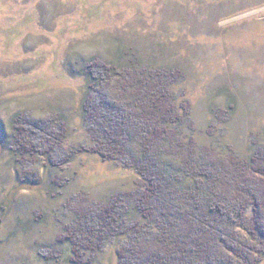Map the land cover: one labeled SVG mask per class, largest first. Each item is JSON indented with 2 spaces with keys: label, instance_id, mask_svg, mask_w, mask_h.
<instances>
[{
  "label": "rangeland",
  "instance_id": "rangeland-1",
  "mask_svg": "<svg viewBox=\"0 0 264 264\" xmlns=\"http://www.w3.org/2000/svg\"><path fill=\"white\" fill-rule=\"evenodd\" d=\"M154 74L171 76L176 107L175 135L156 141L133 93ZM262 169L264 0H0V264H145L196 236L202 248L218 229L231 237L226 217L210 233L194 218L245 179L264 197Z\"/></svg>",
  "mask_w": 264,
  "mask_h": 264
},
{
  "label": "trees",
  "instance_id": "trees-1",
  "mask_svg": "<svg viewBox=\"0 0 264 264\" xmlns=\"http://www.w3.org/2000/svg\"><path fill=\"white\" fill-rule=\"evenodd\" d=\"M94 64H96V66L98 65L97 62H92L91 65ZM103 67L110 70L113 69L112 65H104ZM116 70L119 69L116 68ZM152 77H156L157 79L147 81L146 83H141L140 81L135 86V91L133 93L137 91V93L139 94L138 98L141 102L139 106L141 108H144L145 110H143L144 113L142 112L140 114V124L143 126L145 136L146 138L151 137L153 141H156L157 138L159 139L163 136H170L171 134L175 135V131L168 127L165 121H168L170 118L176 117V107L171 102V91L169 88L171 76L167 77L162 74H154V76ZM184 107L185 114H188L190 107L189 103H185ZM181 118L183 117H180L178 119ZM23 122L24 121L20 117L19 119H17V122L14 126V140L17 142L15 144V149L19 152L25 150V148H28V145L31 143L29 140V129ZM194 144V139H191L190 151L187 153L188 155L184 157L185 161H190L191 167L195 166V158L193 157L194 154L192 155V146ZM91 148V150L95 153L98 152L105 157H107L108 154H111L109 152V149L104 150L102 147ZM207 169L208 170L205 171L204 175H206L207 177L209 176L210 185L215 186L219 184V181L222 179V175H216L214 172H218L216 169H214V171L209 168ZM260 174L264 177V169L260 171ZM243 183V185L236 184V189L233 192L234 199H232L231 197H227L226 195H218L216 198H214V201L212 203L208 204V206L201 210L199 215L194 218L193 231L194 228L200 227L208 231V226L211 222V219L213 218V214H224V217H226L225 222H227V225H225V229L228 230H224V232H229V235L231 237L221 234L222 232L218 229V231L212 232H215V234L212 236L214 238H209V236H206L204 238V242L199 241V243H203V245H205L202 248L201 246H199L198 249L195 247L197 241L200 240L198 239V236L193 238L194 240L191 239L189 241L190 244L186 246L182 244L180 245V242L167 239V241L161 242L160 250L156 252L154 251V253H152L150 257L148 256L149 260L145 264H246L245 262H247V264L260 263L264 258V219L262 218V214H259L258 210L259 207L264 205V197L261 196V199H259L260 196L258 195V193L262 192V190L260 189L259 191L258 189H256V185H259L258 183L255 184L252 181H249V179H245ZM213 203H215V206L213 205ZM142 205L143 204H141V209H143ZM249 205H252L254 207L253 212L255 213L250 220L247 219L246 215H244L245 207ZM217 210H219L220 213ZM211 230L212 229H209L208 232L210 233ZM219 233L221 234V236H219ZM193 234L195 235V232H193ZM246 234L252 236L253 243L250 246L253 249L254 254H257V259L252 262H248L245 260L248 255L241 256L242 254L240 253L248 242L246 238L249 237L246 236L245 238ZM230 238H235V241H237L240 245H243L241 246L240 251L239 249H235V247L228 244L227 240L230 241ZM75 243L79 246H74V253L75 255H79L81 252L80 243L76 239L74 240V244ZM178 248H181V251H179ZM196 256H198L199 259H195Z\"/></svg>",
  "mask_w": 264,
  "mask_h": 264
}]
</instances>
